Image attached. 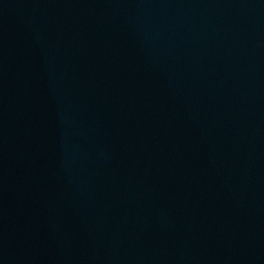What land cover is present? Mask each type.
<instances>
[{"label": "water", "instance_id": "1", "mask_svg": "<svg viewBox=\"0 0 264 264\" xmlns=\"http://www.w3.org/2000/svg\"><path fill=\"white\" fill-rule=\"evenodd\" d=\"M0 264H264V0H0Z\"/></svg>", "mask_w": 264, "mask_h": 264}]
</instances>
